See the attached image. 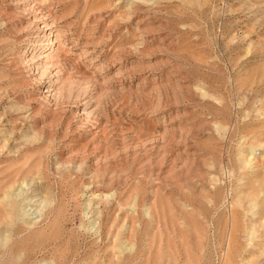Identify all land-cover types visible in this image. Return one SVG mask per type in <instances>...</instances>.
Here are the masks:
<instances>
[{
	"label": "rangeland",
	"instance_id": "374dc122",
	"mask_svg": "<svg viewBox=\"0 0 264 264\" xmlns=\"http://www.w3.org/2000/svg\"><path fill=\"white\" fill-rule=\"evenodd\" d=\"M0 264H264V0H0Z\"/></svg>",
	"mask_w": 264,
	"mask_h": 264
},
{
	"label": "bare ground",
	"instance_id": "6f19581e",
	"mask_svg": "<svg viewBox=\"0 0 264 264\" xmlns=\"http://www.w3.org/2000/svg\"><path fill=\"white\" fill-rule=\"evenodd\" d=\"M46 26L47 25H44V27L46 28ZM42 28V27H41ZM49 28V27H48ZM46 30V29H45ZM45 30H43V28H42V30H41V32L42 31H44V32H42V34H43V37H41V38H45V37H50V35L52 34V32L50 31L48 34H46V32H45ZM41 35V34H40ZM38 37V36H37ZM53 38H52V40L49 42V43H46V44H44L43 45V43H34L35 45H33V46H46V47H50L49 49H51V47H53L54 45H56L57 44V42L55 41V39H56V35H53L52 36ZM39 38V37H38ZM35 42H37V41H35ZM57 49V47L56 48H54V50H56ZM43 55H44V57L45 58H51L52 56H50L49 57V55L46 53H43ZM33 57V56H32ZM42 57V56H41ZM40 59V58H39ZM48 60V59H47ZM30 61V60H29ZM38 61H40V60H38ZM32 62V61H31ZM40 64V63H39ZM39 64H37V65H39ZM33 65V64H32ZM43 66L45 65V62H44V64H42ZM42 66V67H43ZM39 67V66H38ZM50 67V66H49ZM43 73V72H42ZM42 76V75H41ZM53 81L54 80H52V79H50V81H49V83L48 84H50V86H51V84L53 85L54 83H53ZM50 86H48V88H50ZM50 90V89H49ZM46 92H48V91H46ZM54 93V92H53Z\"/></svg>",
	"mask_w": 264,
	"mask_h": 264
}]
</instances>
